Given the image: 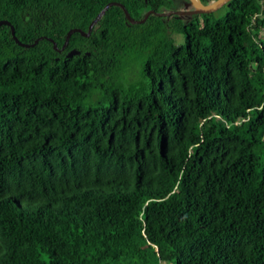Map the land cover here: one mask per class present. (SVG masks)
Instances as JSON below:
<instances>
[{"label":"trees","instance_id":"16d2710c","mask_svg":"<svg viewBox=\"0 0 264 264\" xmlns=\"http://www.w3.org/2000/svg\"><path fill=\"white\" fill-rule=\"evenodd\" d=\"M110 1L0 0V264H264V4Z\"/></svg>","mask_w":264,"mask_h":264},{"label":"water","instance_id":"95a60500","mask_svg":"<svg viewBox=\"0 0 264 264\" xmlns=\"http://www.w3.org/2000/svg\"><path fill=\"white\" fill-rule=\"evenodd\" d=\"M189 2L186 3V10H170L167 12H156L154 10H148L141 19H134L130 16L128 10L125 8V6L122 3L116 2V1H110L108 3H106L101 10L96 14V16L91 20V22L89 23L86 31L82 30L81 28H71L67 31L65 38H64V42L61 46V48H58L56 43L54 42V40L52 38H48L46 37L47 40H49L52 45L53 48L56 51H61L62 49H64L68 43V40L70 38V36L72 35V33L74 32H78L80 33V35L84 36V37H88L91 33L92 28L94 27V25L100 20V18L103 16V14L105 13V11L113 5H116L118 7H120L124 13V16L126 18V20L131 23V24H139V23H143L150 14H155L157 16H170L172 14H177V15H192V14H203V13H210V12H214L217 9L221 8L224 4H226L228 1L230 0H214L210 3H203L201 0H188ZM1 25H8L10 28V33H11V37L13 39V41L22 47H31L33 45H35L40 39L44 38L43 36H39L36 39L33 40V42L31 43H24L21 42L15 35V30L13 25L7 21V20H0V26ZM78 53L77 50H71L70 52H68V56H72L73 54Z\"/></svg>","mask_w":264,"mask_h":264},{"label":"rangeland","instance_id":"374dc122","mask_svg":"<svg viewBox=\"0 0 264 264\" xmlns=\"http://www.w3.org/2000/svg\"><path fill=\"white\" fill-rule=\"evenodd\" d=\"M260 2L264 4V0H261ZM65 35H66V34H65ZM262 35H264V30H263V32H262ZM175 39H176V41H177L178 43H181V42L183 41V37H182L181 35H177V36L175 37Z\"/></svg>","mask_w":264,"mask_h":264}]
</instances>
